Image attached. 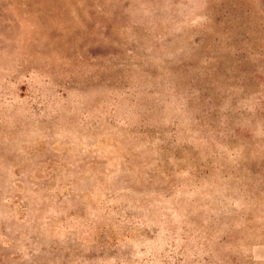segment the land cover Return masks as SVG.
<instances>
[{"label":"rangeland","instance_id":"1","mask_svg":"<svg viewBox=\"0 0 264 264\" xmlns=\"http://www.w3.org/2000/svg\"><path fill=\"white\" fill-rule=\"evenodd\" d=\"M0 264H264V0H0Z\"/></svg>","mask_w":264,"mask_h":264}]
</instances>
